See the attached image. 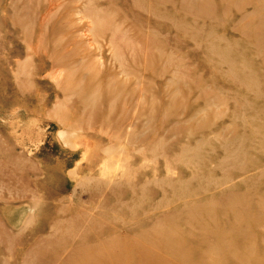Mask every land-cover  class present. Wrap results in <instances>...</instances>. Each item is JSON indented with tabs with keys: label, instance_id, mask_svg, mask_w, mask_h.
I'll return each instance as SVG.
<instances>
[{
	"label": "rangeland",
	"instance_id": "374dc122",
	"mask_svg": "<svg viewBox=\"0 0 264 264\" xmlns=\"http://www.w3.org/2000/svg\"><path fill=\"white\" fill-rule=\"evenodd\" d=\"M155 254L264 264V0H0V264Z\"/></svg>",
	"mask_w": 264,
	"mask_h": 264
},
{
	"label": "bare ground",
	"instance_id": "6f19581e",
	"mask_svg": "<svg viewBox=\"0 0 264 264\" xmlns=\"http://www.w3.org/2000/svg\"><path fill=\"white\" fill-rule=\"evenodd\" d=\"M80 15V14H79ZM240 199V198H239ZM240 201V200H239ZM229 205V204H228ZM227 208V207H226ZM223 232V231H222ZM178 233V232H177ZM176 234V233H175ZM181 235V234H180ZM146 236H148V235H146ZM182 236V235H181ZM109 237V236H108ZM185 238V237H184ZM184 238H183V240H184ZM161 239L157 236L156 238H155V243H159V242H161V244H164V242H162V241H160ZM107 242V241H106ZM185 243H186V241H185ZM117 244V243H116ZM183 244H184V242H183ZM193 244V243H192ZM185 245V244H184ZM110 247V246H109ZM163 247V246H162ZM166 249V248H165ZM191 249V248H190ZM189 249V250H190ZM86 251H88L87 249H81L80 250V252L81 253H85ZM108 251H110V250H108ZM136 251H146L145 250V247H140V248H138ZM166 251V250H165ZM91 252H92V257H93V250H91ZM122 252H124V253H129V251H127V250H122ZM152 252V251H151ZM192 252V251H191ZM107 253V252H106ZM147 253V252H146ZM190 253V252H189ZM164 254H165V252H164ZM167 254V253H166ZM186 255H187V257L189 256L188 255V253H186ZM191 255V254H190ZM131 256V255H130ZM129 256V257H130ZM137 257H139V255H137ZM162 257V256H161ZM191 257V256H190ZM140 258V257H139ZM192 258V257H191ZM142 259V258H141ZM164 259V258H163ZM163 259H161L159 256H158V254H155L154 256H145L144 258H143V261L146 263V264H155L156 262H158V263H162V264H170V262H168L167 260H163ZM117 260V258L116 257H114V256H112L111 257V259L108 261V262H101V264H112L113 262H115ZM133 260V259H132ZM135 260V259H134ZM133 260V261H134ZM188 260H191V259H188ZM131 261V260H130ZM132 261V262H133ZM138 261V260H137ZM137 261H134V262H137ZM190 262V261H189ZM194 261H192L191 263L192 264H195V263H193ZM198 262H199V260H198ZM141 263V262H140ZM190 263V264H191ZM200 263V262H199ZM129 264H131V262L129 263ZM137 264V263H136Z\"/></svg>",
	"mask_w": 264,
	"mask_h": 264
}]
</instances>
